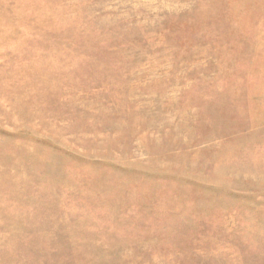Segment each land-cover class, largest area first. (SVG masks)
I'll return each instance as SVG.
<instances>
[{
    "label": "rangeland",
    "instance_id": "rangeland-1",
    "mask_svg": "<svg viewBox=\"0 0 264 264\" xmlns=\"http://www.w3.org/2000/svg\"><path fill=\"white\" fill-rule=\"evenodd\" d=\"M0 264H264V0H0Z\"/></svg>",
    "mask_w": 264,
    "mask_h": 264
}]
</instances>
